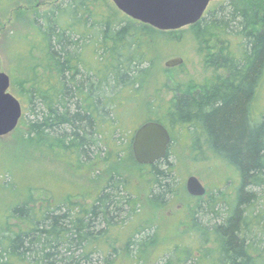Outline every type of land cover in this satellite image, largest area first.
<instances>
[{"label":"trees","instance_id":"trees-1","mask_svg":"<svg viewBox=\"0 0 264 264\" xmlns=\"http://www.w3.org/2000/svg\"><path fill=\"white\" fill-rule=\"evenodd\" d=\"M17 2L0 0V11ZM32 28L11 79V92L26 109L19 147L108 178L87 206L75 196L54 208L37 210L30 199L11 207L8 217L19 225L0 227V264H112L120 239L115 231L139 218L122 165L138 167L135 177L145 178L152 207H165L177 191L171 149L153 166L134 160V135L149 121L168 127L172 140L173 129H189L196 151L208 150L240 177L231 202L199 205L192 215L201 245H213L205 254L217 264H264V115L253 118L264 79V0H228L192 26L215 78L176 87L169 105L162 98L169 79L149 95L151 51L179 31L135 21L111 0H61L36 11ZM143 110L155 112L154 120ZM146 169L149 175L141 172ZM155 226L137 222L119 250H145L156 240Z\"/></svg>","mask_w":264,"mask_h":264},{"label":"rangeland","instance_id":"rangeland-1","mask_svg":"<svg viewBox=\"0 0 264 264\" xmlns=\"http://www.w3.org/2000/svg\"><path fill=\"white\" fill-rule=\"evenodd\" d=\"M59 1L61 0H18L16 6L11 9L6 7L0 11V72L7 73L11 79L16 77V54L26 46L27 33L33 29V14L36 11L47 10ZM227 1L211 0L207 11ZM234 1L240 3L242 0ZM193 30L192 26H188L178 30L179 32L175 31L177 32L175 35L159 39L151 51V56L155 57V66L152 79L147 85L151 92H148L149 95L156 94L162 82L169 79L162 97L165 105H169L177 90L176 87L185 88L187 85L191 88L198 87L209 84L212 77L215 78L214 70L210 71L205 63V50L201 51L198 48ZM233 45L236 48L235 44ZM176 58L182 59L183 63L171 68L166 66L168 61ZM168 89L170 92H167ZM11 93L16 96L15 93ZM20 102L23 107L22 118H24L26 109L24 103L21 100ZM143 111H145L144 117L154 120L155 112ZM263 115L264 79L253 102V118L259 120ZM21 120L15 131L0 138V227L2 228L8 224L16 229L14 226L19 225L18 221L9 219V209L29 199L34 202L31 205L37 210L52 204L54 208L55 205H61L75 196L76 199L73 200L79 203V206H87L93 202V197L99 191L98 187L106 183L108 178L106 172L99 176L87 172V169L74 170L65 162L37 151L25 152L22 145L19 147L21 134L25 131ZM185 132L175 129L172 131L170 162L175 163L174 186L177 191L174 195H170L165 207L155 208L149 204V186L144 177L141 180L136 179L135 174L139 171L136 165L133 168L122 165L125 169L122 173L133 182L131 190L138 198L140 207L139 218L115 231L116 235L120 236L117 245L119 248L125 245L137 222L144 225L149 221L156 225L157 236L153 244L145 250L129 251L117 248L118 254L112 264H163L167 261L171 264H217L205 254L207 250L212 251L213 245L208 242L207 245L202 246L203 234H195L192 230L191 215L196 213L199 205L207 206L218 199L231 202L236 196L240 177L236 170L220 158L214 157L208 150L200 151L203 153L196 151L192 145V134L189 129ZM141 172L147 175L150 170ZM191 176L197 177L205 187L204 197H194L188 193L186 183ZM40 200L43 203H40ZM261 203L257 205L258 211L262 209ZM216 204L220 205L219 209L223 208V203L216 202ZM220 211L223 213V210ZM206 233L211 235L210 231Z\"/></svg>","mask_w":264,"mask_h":264},{"label":"water","instance_id":"water-1","mask_svg":"<svg viewBox=\"0 0 264 264\" xmlns=\"http://www.w3.org/2000/svg\"><path fill=\"white\" fill-rule=\"evenodd\" d=\"M119 11L129 18L162 31H178L196 25L204 17L211 0H112ZM183 63L180 58L171 59V68ZM12 80L0 72V138L11 134L23 117L19 99L10 91ZM172 137L167 127L155 121L140 126L133 138L132 152L141 166H153L166 158ZM188 193L203 197L206 189L199 179L191 176L186 183Z\"/></svg>","mask_w":264,"mask_h":264},{"label":"flooded vegetation","instance_id":"flooded-vegetation-1","mask_svg":"<svg viewBox=\"0 0 264 264\" xmlns=\"http://www.w3.org/2000/svg\"><path fill=\"white\" fill-rule=\"evenodd\" d=\"M169 131H170V130H169ZM170 134H171V133H170ZM171 146H172V144L170 145V148H169V150L171 149ZM205 195H206V194H205ZM203 197H204V196H203ZM198 199H199V198H198ZM198 199H197V200H198ZM191 217H192V215H191Z\"/></svg>","mask_w":264,"mask_h":264}]
</instances>
